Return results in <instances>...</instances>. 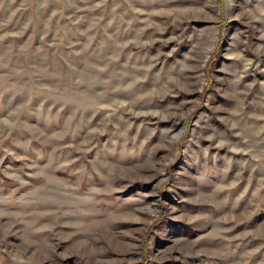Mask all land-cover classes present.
<instances>
[{
    "label": "rangeland",
    "instance_id": "1",
    "mask_svg": "<svg viewBox=\"0 0 264 264\" xmlns=\"http://www.w3.org/2000/svg\"><path fill=\"white\" fill-rule=\"evenodd\" d=\"M0 264H264V0H0Z\"/></svg>",
    "mask_w": 264,
    "mask_h": 264
}]
</instances>
